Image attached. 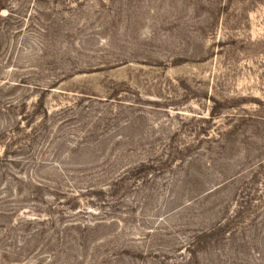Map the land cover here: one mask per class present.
<instances>
[{"label": "rangeland", "instance_id": "obj_1", "mask_svg": "<svg viewBox=\"0 0 264 264\" xmlns=\"http://www.w3.org/2000/svg\"><path fill=\"white\" fill-rule=\"evenodd\" d=\"M0 264H264V0H0Z\"/></svg>", "mask_w": 264, "mask_h": 264}]
</instances>
